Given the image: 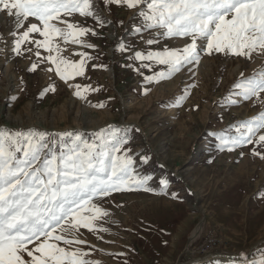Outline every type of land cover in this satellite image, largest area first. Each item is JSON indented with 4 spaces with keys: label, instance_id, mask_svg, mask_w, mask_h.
<instances>
[{
    "label": "rangeland",
    "instance_id": "1",
    "mask_svg": "<svg viewBox=\"0 0 264 264\" xmlns=\"http://www.w3.org/2000/svg\"><path fill=\"white\" fill-rule=\"evenodd\" d=\"M95 2L110 24L101 28L78 14L66 18L94 28L98 35L81 39L95 47L57 42L69 60L78 62L80 52L92 57L83 76L65 83L47 71L51 65L46 62L30 71L38 63L34 52L0 53V129L48 133L57 151L71 143L60 134L79 133L91 142L94 133L109 126L126 130L125 147L132 149L137 172L151 177L153 191L115 192L104 199L102 207L111 215L98 223L109 231L81 229L87 243L79 247L96 264H198L211 253L213 258L202 264H252L264 254V159L252 151L264 154V146L219 151L217 135H234L235 125L264 110L259 103L233 106L226 99L242 72L248 77L264 66V55L202 56L199 65L149 84L145 76L163 66L141 68L128 59L131 53L118 50L119 44L147 52L182 47V42L161 39L148 46L132 30L140 24L134 10ZM0 19H6L4 14ZM76 85L84 99L75 95ZM145 155L147 163L141 160ZM162 179L168 182L166 194H161ZM198 225L202 231L194 238ZM209 247L213 252H205Z\"/></svg>",
    "mask_w": 264,
    "mask_h": 264
},
{
    "label": "snow or ice",
    "instance_id": "2",
    "mask_svg": "<svg viewBox=\"0 0 264 264\" xmlns=\"http://www.w3.org/2000/svg\"><path fill=\"white\" fill-rule=\"evenodd\" d=\"M103 3L105 7L117 5L134 10L133 18L140 24L132 30L148 46L159 44L161 39L182 42V47L165 46L147 52L119 44L118 50L131 53L128 59L140 62L141 68L151 71L154 65L163 66L152 76H145L149 84L199 65L202 56L223 54L252 59L254 53L264 55V0ZM0 13L6 17L0 19V53L10 50L21 56L34 52L38 63H33L30 71L46 62L51 65L47 71H54L65 83L83 76L86 62L92 57L80 52L76 53L80 56L78 62L69 60L61 55L57 42L94 48L81 38L89 33L98 35L94 28L66 18L75 14L91 17L101 28L111 23L102 18L95 0H0ZM145 32L154 34L145 39ZM41 49L48 55L42 56ZM75 88V95L84 99L81 86ZM262 94L264 66L248 77L242 72L226 99L233 106L252 101L264 108ZM234 132L217 135L219 151L251 144L264 146V110L235 125ZM60 135L61 139L71 138V143L60 145L57 151V141L48 133L0 129V264H96L86 258L90 253L79 247L87 243L81 239V229L93 234L109 231L98 223L107 222L111 215L102 207L104 199L115 192L153 191L148 186L151 177L137 172L135 156L129 154L132 149L125 147L129 143L126 130L109 126L94 133L91 142L79 133ZM252 155L264 159V154L255 149ZM148 159L141 156L144 163ZM160 184L161 194H166L168 182L162 179ZM252 264H264V254Z\"/></svg>",
    "mask_w": 264,
    "mask_h": 264
},
{
    "label": "built area",
    "instance_id": "3",
    "mask_svg": "<svg viewBox=\"0 0 264 264\" xmlns=\"http://www.w3.org/2000/svg\"><path fill=\"white\" fill-rule=\"evenodd\" d=\"M206 242V241H205ZM210 242V241H209ZM208 245V244H207ZM205 252L207 253H210V252H213V248L209 247ZM214 256V253H211V256H209V254L205 257V258H202V259H199V261L201 263L203 262H208L209 260H211Z\"/></svg>",
    "mask_w": 264,
    "mask_h": 264
},
{
    "label": "bare ground",
    "instance_id": "4",
    "mask_svg": "<svg viewBox=\"0 0 264 264\" xmlns=\"http://www.w3.org/2000/svg\"><path fill=\"white\" fill-rule=\"evenodd\" d=\"M201 231H202V225H198V226L196 227L195 231H194L193 237L195 238V237H197L198 235H200ZM226 260H231V259H228V258H227Z\"/></svg>",
    "mask_w": 264,
    "mask_h": 264
},
{
    "label": "trees",
    "instance_id": "5",
    "mask_svg": "<svg viewBox=\"0 0 264 264\" xmlns=\"http://www.w3.org/2000/svg\"><path fill=\"white\" fill-rule=\"evenodd\" d=\"M90 134L86 133L85 136L88 137Z\"/></svg>",
    "mask_w": 264,
    "mask_h": 264
}]
</instances>
